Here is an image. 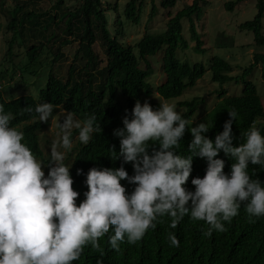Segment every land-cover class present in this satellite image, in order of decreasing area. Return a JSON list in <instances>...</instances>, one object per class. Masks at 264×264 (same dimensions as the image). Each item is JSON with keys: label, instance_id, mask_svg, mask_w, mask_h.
I'll use <instances>...</instances> for the list:
<instances>
[{"label": "clouds", "instance_id": "clouds-1", "mask_svg": "<svg viewBox=\"0 0 264 264\" xmlns=\"http://www.w3.org/2000/svg\"><path fill=\"white\" fill-rule=\"evenodd\" d=\"M34 111L36 117L12 127L14 116L0 103V264L92 261L91 248L98 247L100 238L108 235L116 250L125 240L137 244L164 216L172 219L166 232L185 226L182 232L194 241L204 230L207 235L225 232L226 224L236 218L244 228L252 219H264V181L249 174L250 165L264 168V135L252 129L243 143L234 145V111L213 140L205 135L211 129L207 123L189 127L174 105L163 103L153 109L148 102L137 101L131 118L126 115L123 127L113 130L119 151L112 150L122 165L111 168L81 156V148L102 130L94 113L78 122L73 113L60 112L58 138L46 154L42 135L54 106L44 102ZM34 125L39 146L31 151L24 128ZM186 131L192 136L191 153L180 152ZM221 152L235 161L229 173L224 171L225 159L219 158ZM86 161L94 167L86 174L85 192L75 177L87 170ZM126 164H131L133 175ZM121 181L133 190L129 193ZM159 234L163 233L158 231L155 243L161 260L168 255L170 261L179 257L178 264H183L182 256L161 245ZM170 240L178 246L175 236ZM257 245L259 255L246 264H264L262 238ZM84 248L87 253L81 258Z\"/></svg>", "mask_w": 264, "mask_h": 264}, {"label": "trees", "instance_id": "trees-1", "mask_svg": "<svg viewBox=\"0 0 264 264\" xmlns=\"http://www.w3.org/2000/svg\"><path fill=\"white\" fill-rule=\"evenodd\" d=\"M23 1L25 6L10 12L8 31L12 37L0 62V84H3L0 103L4 105L6 112L14 116L12 127L26 123L31 116L36 117L35 107L44 102L54 106L53 114L58 110L71 112L81 122L94 113L102 130L94 134L88 145L81 148V156L102 165L121 166L122 159L115 160L116 153L112 150L114 148L116 152L119 151V139L112 133L114 129L123 127L122 120L126 115L131 118L135 103L139 101L143 104L154 94L165 101L179 99L211 71L213 83L221 88L228 83H241L242 91L239 96H230L222 89L218 93L220 102L195 124L191 123V118L204 105L205 100L195 98L178 103L180 108L186 110L182 115L189 121V127L207 123L211 129L205 135L214 140L223 131L225 121L230 118L229 112L234 111L237 114L232 125L234 145L243 143L245 134L252 129H258L264 135L262 99L256 85L248 80L258 69L264 79V53H256L253 62L244 67L238 77L231 76L234 67L218 56L213 57L208 66L204 63L187 62L189 59L186 51L193 50L198 55H205L207 52L203 49L204 42L195 25V21H200L203 17L206 2L194 0L174 16L169 12L170 19L164 29L158 32L147 29L143 37L132 46L122 42L121 38L126 36L127 28L141 25L145 0H130L123 12L113 10L111 4L105 5L103 0H56L52 10L57 13L61 11L59 16H50L51 11L42 12L38 8L39 3L45 0ZM246 1L256 5L257 14L253 20L240 24L239 30L252 33L254 45L264 48V0H232L225 4V10L232 13L236 6L243 5ZM68 2L70 6L67 5ZM177 4L178 0H162L161 8L171 10ZM111 11L117 13L114 28L109 21L108 13ZM155 15L156 7L153 5L149 21ZM184 23L191 26L189 33L191 40L196 42L194 49L190 48L183 34ZM54 24L59 29L65 26V38L58 37L60 42L57 50L50 48L57 43L56 33L51 29ZM98 42L106 57L104 68L99 67V57L93 50ZM72 44H77L78 49L66 78L61 79L54 72L53 65L63 58L61 48ZM15 47L19 51L25 48L23 57L17 64L13 61ZM218 47H224V44H219ZM47 49L53 53L54 58L50 63H41V57ZM179 51L183 52L181 60L178 58ZM158 66L165 81L154 86L150 78ZM45 68L48 69L47 73L43 72ZM31 77L35 79L34 83L28 82ZM98 77L101 78L100 82H96ZM151 104L153 109L160 105L156 102ZM24 129L28 145L33 149L37 148L38 126H25ZM191 140L190 132L186 131L180 142V152L191 153L188 148ZM219 158L225 159L224 171L229 173L231 164L235 161L225 157L222 152ZM249 174L253 179L264 181V168L250 165ZM259 225L264 226V219L260 220ZM225 227V232L213 231L211 235H207V230H204L199 239L194 241L189 233L182 232L186 227L179 226L170 235L178 240V246L172 244L170 236L161 245L179 256L199 258L203 261L202 264H246L256 259L261 250L257 245V235L247 232L237 218ZM159 228L157 225L143 240L131 245L126 250L127 257L123 263L160 264V253L155 243ZM123 248L126 249V246ZM75 264H98V261H78Z\"/></svg>", "mask_w": 264, "mask_h": 264}, {"label": "rangeland", "instance_id": "rangeland-1", "mask_svg": "<svg viewBox=\"0 0 264 264\" xmlns=\"http://www.w3.org/2000/svg\"><path fill=\"white\" fill-rule=\"evenodd\" d=\"M129 1L130 0H103L105 5L109 3L111 4V8H113V10H119L120 12L124 11V8ZM161 1L162 0H145L141 25L127 28L125 33L126 36L124 38H121L122 42L133 46L135 42L143 37L147 29L152 32H158L164 29L168 20L170 19L169 12L172 14V16H174L181 9L187 7L188 5H191L194 0H178V4L176 5V7L171 10H165L161 8ZM202 1L206 2V5L204 7V14L200 21H195V25L197 32L200 34L201 39L204 42L203 49L207 50V53L204 56H201L194 53L193 50L186 51L187 57L189 59L187 62H189L190 64L204 63L206 66H208L209 61L214 56H218L228 61L234 67L231 76L238 77L242 74V69L249 66L253 62L254 55L256 53H264V48H260L254 45L252 33L240 32L239 30L240 24L254 19L257 14L256 5L253 2L246 1L243 5L236 6L234 12L228 13L225 10V4L231 2L232 0ZM18 2H20V5L18 4ZM23 4V0H0V62L4 58L5 52H7L8 50V41L12 37V34L8 31V24L11 20L10 12L17 7L20 8L21 6H25ZM39 4L40 5L38 6V8L42 10V12L51 11L50 16H59L61 14V11L57 13L56 11L52 10L53 6L56 4V0H45ZM67 5L70 6V2H68ZM153 5L156 7V15L152 21H149V16ZM108 15L111 27L114 28L115 24L117 23V13L111 11L108 13ZM64 27L59 29L57 28L56 24L51 25V29L56 33L57 39V43L50 46L51 50H57V44L60 42L58 37H60L61 39L65 38V34L63 32ZM190 27L191 26L189 24L184 23L183 34L189 42L190 48L194 49L196 47V42H193L191 40V36L189 33ZM222 43L224 44V47H218L219 44ZM77 49V44H72L61 48L63 58L58 61V63L53 65L54 72L59 77H61V79L66 78L68 69L74 60ZM93 50L99 57V67L104 68L106 65V57L104 54V50L99 42L96 43ZM48 51L49 49H47V51L44 52L43 56L41 57V63H50L53 60V53ZM24 52L25 48L23 51H19L17 47H15V56L13 58V61L16 64L22 59ZM182 54L183 52L179 51L178 58L180 60ZM8 66L9 64L6 65V67ZM1 69L2 67H0V70ZM47 71V68L43 70L44 73H47ZM211 77L212 72L208 71L203 79L199 80L196 83L194 88L186 90L183 96L179 99L165 101L154 94L145 102H148L150 105H152V102L174 105L178 112L184 114L186 110L184 108H180L178 106V103L186 101L189 102L195 98H203L205 100L204 105L199 108L196 114L191 118V123H198L208 112H210L214 108L217 103L220 102L218 93L222 89L226 90L227 95L239 96L243 88L241 83L236 84L234 82L228 83L221 88L218 84L212 82ZM248 80L256 85L258 94L261 97L264 106V79L261 76L260 69L255 70L248 78ZM100 81L101 78L98 77V80H96V82ZM150 81L154 84V86H159L165 81V76L162 74L159 66L158 69L155 68V72L150 78ZM28 82L34 83L35 79L31 77L28 79ZM0 85L2 86L3 84L1 83ZM119 100L121 103H124L123 100ZM60 112H63V110H58L53 114V116L50 117L49 126L46 128L44 134L42 135L43 139L41 142V146L43 152L46 154L50 152L52 145L58 138L57 127L63 119L62 115H60ZM75 118L79 122V118ZM47 140H49L48 144L46 142ZM78 141L79 139L75 137L72 141V144L76 146Z\"/></svg>", "mask_w": 264, "mask_h": 264}, {"label": "water", "instance_id": "water-1", "mask_svg": "<svg viewBox=\"0 0 264 264\" xmlns=\"http://www.w3.org/2000/svg\"><path fill=\"white\" fill-rule=\"evenodd\" d=\"M38 146H39V143H38ZM31 151H33V148ZM37 160L41 161V159L38 157H37ZM85 166L87 167V170L82 171L83 174L76 176L75 181L77 182L78 187L84 189L86 192L87 186L84 183V181L86 179V174L89 171V169L94 167V165L91 163V161H86ZM108 167L111 168V166H108ZM118 167H121V166L118 165ZM124 167H125L126 171H128L129 169L131 170V175L134 174L131 164H126V165H124ZM195 176H197V172L194 173V177ZM200 177L203 178L202 175ZM121 184L126 187V189L129 193L133 190V189H131V187H129V184L127 183V181H121ZM168 218H169L168 221H166L165 216L159 217L157 219V221L155 222L156 227L154 229L157 228V225L160 227L159 230H157L156 232L159 231L160 233H163V234H159L157 237L158 241H160V242L165 241L171 235V233H173V232L170 233V231L166 232V230H167L166 225L169 224V221L171 222V225H172V219L170 217H168ZM259 222H260V220H258V219H252V220L247 222V226L245 228L247 229L246 230L247 232H252V233L256 234L258 238H262V240L264 241V228L258 227ZM177 224H179V222ZM177 224L175 226H177ZM256 228H259V229H256ZM154 229L150 228L146 232L144 237L146 235H148L149 232L151 233V231ZM144 237L141 240H143ZM131 245H134V244H128L127 241L125 240V242H123L119 245L118 250L113 249L109 244L108 235H106V236L99 239L98 247H95V248L92 247L91 248L92 253H93V260L100 262V264H113V263H111L112 260H117L119 262H123L124 259L127 257L126 256V254H127L126 250H128ZM125 246H126V249L123 248ZM86 253L87 252L84 248V250L81 254V258H83L86 255ZM178 259H179V257H176L175 261H170L169 256L167 255L163 258V260L160 261V264H169V263L178 264V262H177ZM182 261H183V264H188V263L202 264L203 263V261L200 260L199 258L190 259V257H183Z\"/></svg>", "mask_w": 264, "mask_h": 264}]
</instances>
